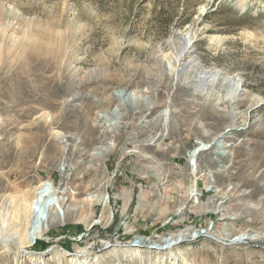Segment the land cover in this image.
Instances as JSON below:
<instances>
[{
  "label": "rangeland",
  "instance_id": "1",
  "mask_svg": "<svg viewBox=\"0 0 264 264\" xmlns=\"http://www.w3.org/2000/svg\"><path fill=\"white\" fill-rule=\"evenodd\" d=\"M208 1L0 0V193L44 181L53 190L44 206L56 222L45 217L48 240L32 241L29 254L47 257L57 245L77 257L85 248L87 264H264V240L219 246L192 230L172 249L176 263L153 261L155 248L132 243L143 236L160 244L156 234L187 226L204 233L212 224L218 234L264 235V38L241 34L244 25L264 33V12L241 17ZM211 23L227 38L215 48L203 33L197 54L204 67L240 78L234 102L218 100L225 88L205 99L175 83L166 65L169 43ZM230 182L236 189L226 191ZM63 206L65 220L54 214ZM15 255L0 245V264H33ZM43 258L35 264H57Z\"/></svg>",
  "mask_w": 264,
  "mask_h": 264
},
{
  "label": "bare ground",
  "instance_id": "2",
  "mask_svg": "<svg viewBox=\"0 0 264 264\" xmlns=\"http://www.w3.org/2000/svg\"><path fill=\"white\" fill-rule=\"evenodd\" d=\"M226 2H227V0H221V4L216 9V11H222V12L228 11V12L235 14V15L238 14L241 17H243V16L245 17L247 15L248 16L251 15L253 17L263 16L264 0H231V2H233V4H232L233 6H229L228 3H226ZM209 3H210V0L208 1V4ZM206 4H207V2H206ZM203 11H205V10H203ZM208 12L209 11L206 10L204 14H208ZM201 30L202 31H200V29H196L193 31L190 29V26H189L185 31H183L176 38V41H172L171 43H169V47H170V53H169L170 55L169 56L170 57L166 61L167 62L166 65L169 68V71L172 73L175 83L176 82L180 83L181 81H183L188 86L193 87V90L198 95H201L205 99H210L211 97H214L216 94H218L220 88H225L224 96H221V98H218L219 97V95H218V97H216V98H218V100L221 99L222 101H223V99L226 100V98H228L227 100H231V102H234V99L237 98V96L239 94H241L240 91L242 90V84L243 83L241 84L240 78H237V75H234V74L233 75H231V74L227 75V73L223 74L217 68L204 67L201 64V60L199 58V55L197 54L198 49L196 47L198 40L202 37L203 33H210L209 40H210V43L215 46V48H216V46L218 47V46H221L222 44H224L227 36L225 34L218 35L219 34L218 33L219 28H217L212 23L208 24L206 26L204 25V27ZM241 34L246 40H248V42L252 41V42L259 43V42H262L263 38H264L263 30L256 31V29H254V28L249 29V27L247 25L243 26V30H242ZM166 65L163 64L164 67H166ZM184 75H189L190 76V77L188 76L189 80H184L182 78ZM216 87L218 89H216ZM214 100H216V99H214ZM235 101H236V99H235ZM164 114L168 115V108L164 109ZM204 149L205 148H201V149L198 148L199 152L204 150ZM198 154H200V153H198ZM224 157H226V155H222V154L219 155V158H224ZM160 166H162V165H160ZM227 168H228V165H227ZM213 173L214 172H212V175H213ZM158 177H159V175H158ZM214 177H216V176H214ZM228 179L230 180L231 178L228 177ZM217 181H219V180H217ZM235 185H236L235 182L228 183V188L225 187L226 191L230 190L232 187H233V190H235L236 189ZM208 190L211 192L213 191L215 194H218L219 197L225 196V193H227L223 190V188L222 189H221V187L217 188L216 185L211 184V183H209V189ZM241 191L245 192L244 190H241ZM52 192H53V190L51 188L49 189V186L46 184L45 181L39 183L37 186H35L33 188H30L27 185H22V184L20 185L19 183H15V184L12 183L11 187L6 188V189L1 191V193H0V245H1L2 251L3 250H6V251L13 250L16 253L14 258H17V260L18 259L20 260V259H22V257H27L30 259V261H32L33 264H35V260L44 257L42 254H36V255L32 254V253L29 254L27 252L28 251L27 249L31 245H33L32 241H36V239H42V238H44L45 240L47 239V237H45V234H46V231H47L49 226L44 225V221H46L45 217L48 218L47 219L48 222H56L55 219H50L49 208L44 206L46 197H48L49 194H52ZM193 195L197 199H199L198 194H193ZM172 197H174V196H172ZM130 198H131V196H130ZM143 201L144 200L141 201V206H142ZM199 202H200V200H199ZM237 203H239V202H237ZM249 204L251 205V203H249ZM257 204H259V203H257ZM208 207H213V208L207 209ZM208 207L204 206L203 211H206V212H204L205 214L207 212L209 213V211L212 212L214 210L217 211V210L221 209L219 207H222V205H221V203L215 204V205L211 204ZM183 209H184V207L179 204L174 209V212L177 215H181ZM61 210H62L63 215H60V212L58 210H56L54 214L56 216L62 217V219L64 218L63 220H65V218L67 216H69V211L67 210V207H65V206H63V208H61ZM202 215H204V214H202ZM224 216H226L225 213H224ZM99 217L101 219L104 218L103 215H100ZM220 217H223V216L220 215ZM177 221H179V220H177ZM219 222H221V221L219 220ZM127 230H128V228H127ZM192 230H193V232H195L198 235L196 237H200V236H202V238H203V236L208 237V238L214 240L217 244H219V246H231L232 245V246H236V247H242L241 243H247V245H248L252 241L264 240V235H261L258 233L259 231L255 232L254 230H250V231L249 230H243V232L238 231V233H236V232H234V230L224 228L223 231L225 234L224 233L218 234V233H215V231L213 230V224H212V227L206 228L204 230V233H203V231H201L199 229H194L193 227L187 226V227L179 229L178 231H174L171 233L166 232L164 234L165 236L160 235V234H156V235L161 236V238L158 239L160 241V244H156L155 241L152 240L150 243H154V244H152L153 246L152 245L148 246V243H149L148 238L149 237H143V236L135 238L132 241V243H133V246H135V247H140V248L144 247L147 249H148V247L155 248L154 250L156 251V253L154 252L155 255L153 256V258H155V259H153V261L154 260L156 262L162 261V260H165V257H167V259H169V261L175 262L176 256L173 255L172 249L177 248L178 245H180L181 241H183L184 239L187 238V240H188L190 237L192 238V235H191ZM231 231H233V232H231ZM232 233H234L236 236L234 235L233 237H231ZM142 238H144V239H142ZM179 238H180V240H179ZM104 241H106V240H103L102 242L104 243ZM113 242L115 243L117 241H113ZM109 245H111V244H109ZM126 251L129 254H135L136 256L139 255V251L136 248H128V249H126ZM48 252L50 254L48 253L47 254L48 256L44 257V258H48L50 260L56 261L57 264L62 263L63 258H68V260H70L69 262L71 264H73L74 262H78L80 264H87V261H90L89 260L90 258L88 257V255H85L89 251L86 250L85 248H80L76 251L77 255H81V257L68 256L64 253L62 254L57 245L52 246ZM157 253H161V254H157ZM148 254L147 253H146V255L142 254V256H148ZM83 256H85V257H83ZM96 257H92L91 259H97ZM44 258L41 260H44Z\"/></svg>",
  "mask_w": 264,
  "mask_h": 264
},
{
  "label": "water",
  "instance_id": "3",
  "mask_svg": "<svg viewBox=\"0 0 264 264\" xmlns=\"http://www.w3.org/2000/svg\"><path fill=\"white\" fill-rule=\"evenodd\" d=\"M126 243V242H125ZM116 245H122V243H120V242H118V243H115ZM114 244V245H115ZM126 245H128V243H126ZM109 246H111V245H109ZM101 247H108V246H101Z\"/></svg>",
  "mask_w": 264,
  "mask_h": 264
},
{
  "label": "built area",
  "instance_id": "4",
  "mask_svg": "<svg viewBox=\"0 0 264 264\" xmlns=\"http://www.w3.org/2000/svg\"><path fill=\"white\" fill-rule=\"evenodd\" d=\"M241 245H242V246H245V245H247V243H241Z\"/></svg>",
  "mask_w": 264,
  "mask_h": 264
}]
</instances>
